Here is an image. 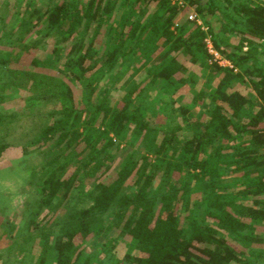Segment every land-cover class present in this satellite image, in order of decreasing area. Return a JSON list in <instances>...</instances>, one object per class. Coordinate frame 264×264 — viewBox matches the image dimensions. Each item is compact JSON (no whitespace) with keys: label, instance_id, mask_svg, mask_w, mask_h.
<instances>
[{"label":"trees","instance_id":"trees-1","mask_svg":"<svg viewBox=\"0 0 264 264\" xmlns=\"http://www.w3.org/2000/svg\"><path fill=\"white\" fill-rule=\"evenodd\" d=\"M181 1L50 0L33 7L20 40L41 25L59 42L77 35L68 51L55 47L48 63L1 58L0 101L41 89L59 101L38 137L55 154L30 170L32 215L26 231L15 232L21 250L39 247L35 264L50 255L54 264H254L251 256L259 257L264 0ZM187 10L201 24L182 16ZM207 37L229 64L212 60ZM117 84L123 94L114 98ZM178 114L184 136L169 123ZM120 143L133 149L109 177ZM5 148L0 143V157ZM77 188L90 204L71 210ZM89 239L98 241L95 253ZM121 241L127 250L119 259L113 249Z\"/></svg>","mask_w":264,"mask_h":264},{"label":"rangeland","instance_id":"rangeland-1","mask_svg":"<svg viewBox=\"0 0 264 264\" xmlns=\"http://www.w3.org/2000/svg\"><path fill=\"white\" fill-rule=\"evenodd\" d=\"M48 1L50 0H0V25H2L1 23L5 24L0 29V61L2 57H6L14 62L22 55L26 61L36 57L48 63L53 58L52 49L55 47H63L64 53L68 51L77 35H72L68 41L59 42L60 34L55 32L48 34L45 30H41V25L35 26L31 33L20 40L24 37L20 36L19 32L24 27L25 21L35 20L31 14L33 7L43 8ZM121 12L122 9L117 13V16ZM190 13H193V11L187 10L182 16L188 18ZM198 21L201 22L200 18H198ZM58 52H55V54H58ZM219 56L221 55L219 54ZM63 60L64 57L61 56L59 63ZM186 66L193 67L189 61H186ZM195 70L199 73L198 69L195 68ZM142 74L143 70L139 71L136 78L139 79ZM201 82L202 80L199 84ZM158 87L159 84L147 90L146 103L156 99ZM39 91L46 93L45 96L35 98L37 93H40ZM242 91L246 92L247 89L242 87ZM112 92L114 98H119L123 94V89L117 84ZM179 92L187 95L186 90L183 88ZM49 93L43 89L34 93L20 90L12 98H5L0 101V143L6 145L0 157V264H35L34 261L39 247L34 243L31 248L23 251L14 243V240L17 239L21 242V237L15 236L16 229L26 231L32 215L30 210L34 194L26 184L29 172L32 168L37 169L45 165L55 154L54 151L49 150V144H44L38 138L42 127L47 125L53 118L48 113L59 105L58 99ZM160 104L159 101L156 102L158 107ZM189 109L192 113L197 111L194 105H191ZM156 117V115L151 116L152 124L158 120ZM169 123L172 126L181 125L178 130L180 136L189 133L184 127L185 120L182 115L178 114L170 118ZM132 149L133 147L124 143L112 147L111 150L115 154V159L109 171V177H112L120 162L131 153ZM138 152L139 149L137 148L135 156ZM87 187H79V189L85 191ZM89 204V199L80 193L78 188L69 196L68 207L71 210L87 207ZM65 207L61 206L57 210L56 216H60ZM44 213H46V210L39 217ZM7 219L15 226L12 234H10L9 226L6 223ZM111 231L114 232L113 227H111ZM97 242L89 239L86 244L87 251L92 253L98 251L99 245ZM126 250L125 243L121 241L115 246L113 253L121 259ZM254 250V253L259 255V257L251 256V259L255 262L254 264H264V239ZM48 264H54L52 255H50Z\"/></svg>","mask_w":264,"mask_h":264},{"label":"built area","instance_id":"built-area-1","mask_svg":"<svg viewBox=\"0 0 264 264\" xmlns=\"http://www.w3.org/2000/svg\"><path fill=\"white\" fill-rule=\"evenodd\" d=\"M177 3L182 4V1L181 0H178ZM188 19L189 20H195V21L198 22V24H201V22L198 21V17L196 16V14L194 12L193 13H190L188 15ZM205 41H206L207 49H208L209 53L212 55V60L218 62L221 65H227V64H229V62L226 59H224L222 56H219V53L213 47L212 42H211V40H210L209 37H207L205 39Z\"/></svg>","mask_w":264,"mask_h":264}]
</instances>
